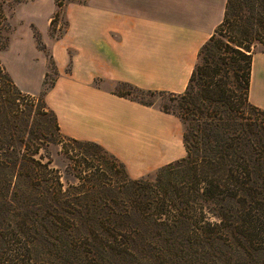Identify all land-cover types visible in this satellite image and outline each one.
<instances>
[{
  "label": "trees",
  "instance_id": "trees-1",
  "mask_svg": "<svg viewBox=\"0 0 264 264\" xmlns=\"http://www.w3.org/2000/svg\"><path fill=\"white\" fill-rule=\"evenodd\" d=\"M4 5L5 1L0 0V39L8 29ZM59 14L57 11L56 15ZM224 31L230 33L229 39H224ZM35 37L40 42L37 34ZM255 42L264 45V0H228L224 21L201 48L188 87L178 95L183 112L178 116L186 126L187 155L156 173L132 179L124 164L102 146L67 137L85 155V164H89L85 149L94 148L96 154L102 152L118 161L127 175L124 181L118 182L117 188L102 182L91 186L90 192L82 191L78 199H71V205L77 209L67 219L54 213L52 224L58 235L65 237L70 264H76L77 260L96 264L113 260L177 264L188 259L194 262L199 254H206L211 247L222 245L232 237L250 253L261 249L264 244V185L260 183L264 174L261 145L264 130L260 117H264V111L254 107L249 98ZM8 46L9 42L0 46V52ZM55 74L58 75L57 66ZM49 77L47 72L40 97L60 131L56 115L45 102L47 92L56 82V79L47 81ZM118 85L150 95L166 94L127 83ZM114 93L154 106L130 97V93ZM5 147L1 149L9 153ZM95 155L91 154L92 159ZM33 162L54 176L56 195L61 201L64 193L58 173L47 164L35 159ZM82 165L85 166L84 162ZM95 175L93 169L86 177H80L81 185L86 188ZM11 178L19 181L16 174ZM15 193L27 194L25 190L20 193L19 189ZM36 207L41 213L47 208L45 201ZM9 247L10 257H16L17 251ZM17 260L11 259L12 264H19ZM30 261L29 264L36 263L33 259Z\"/></svg>",
  "mask_w": 264,
  "mask_h": 264
},
{
  "label": "crops",
  "instance_id": "crops-1",
  "mask_svg": "<svg viewBox=\"0 0 264 264\" xmlns=\"http://www.w3.org/2000/svg\"><path fill=\"white\" fill-rule=\"evenodd\" d=\"M228 0H85L68 9V30L59 40L38 25L50 47L58 78L47 92V108L61 133L97 143L139 179L186 157L184 124L171 113L121 97L99 83H127L145 91L185 93L201 48L225 18ZM73 8L79 13L72 18ZM26 35V36H25ZM27 37L40 61L39 85L31 88L25 50ZM18 55L6 62V53ZM0 58L27 94L42 92L48 71L45 54L26 28ZM253 59L250 102L264 110V70L257 77ZM33 77V75H32ZM28 82H27V80ZM258 80L263 81L256 91ZM261 93V96H260Z\"/></svg>",
  "mask_w": 264,
  "mask_h": 264
},
{
  "label": "rangeland",
  "instance_id": "rangeland-1",
  "mask_svg": "<svg viewBox=\"0 0 264 264\" xmlns=\"http://www.w3.org/2000/svg\"><path fill=\"white\" fill-rule=\"evenodd\" d=\"M4 1L3 11L7 17L8 29H6L7 32H2L3 38L0 39V46L7 42L10 44L19 37V32L26 28L34 34L38 49L46 46L38 25H48L47 31L50 39L59 40L68 30L69 7L85 2V0ZM58 5L62 7L58 8ZM57 11H60L59 16L56 15ZM78 15L79 13L73 8L72 18ZM36 22H38V25ZM36 34L39 36L40 42L36 40ZM222 35L224 39H229L231 36L228 31H224ZM217 36L220 37L219 34ZM23 41L28 43V48L22 54L27 57L28 76L31 79L29 84L33 88L35 84L39 85L41 80L39 77L40 61L36 59L35 52L32 50L34 45L30 42V39L25 37ZM252 51L256 56L258 77L259 72L264 70V45L255 42ZM42 52L47 58V72L50 73L47 81H50V79L57 80L58 75L55 74L56 64L50 47L46 46ZM17 56L7 52L4 59L6 62L7 60L16 62ZM99 84L121 94L130 93V97L152 104L176 116L183 113L180 106V97L176 94L156 93L150 95L130 90L128 87L118 84L105 82ZM262 86L263 81L258 80L256 91L261 89ZM17 98L19 100L16 101ZM44 105V100L40 97V94L36 96L27 94L16 85L0 58V156L2 153L6 155L5 158L4 156L0 157L3 158L1 159L2 164H0V264H12L11 259L13 258H17L16 263L19 264H29L28 262H31L32 259L36 261L35 264H70L66 254L65 237L58 235L55 231L56 227L52 224L54 213L57 212L61 217L65 216L67 219L77 209L71 205L70 200L78 199L82 191L87 189L90 192L91 186L100 185L102 182L111 183L112 188L113 186L117 188L118 182L124 181L127 176L124 167L118 161L102 152L96 154L97 150L94 148L85 149V154L88 155L89 160V164H85V155L82 156L78 146L69 142L67 137L65 138L61 134L55 117L44 108ZM259 109L264 111L261 108ZM260 120L264 130V117L261 116ZM185 127L184 125V131ZM5 145H7L5 148L8 149L9 153L1 149ZM261 145L264 147V135L261 138ZM91 154H96L93 159ZM33 159L42 164H47L49 168L58 173L64 193L61 201L58 199L59 196L56 195V182H53L54 176L50 175L43 166L33 162ZM82 162L85 166L82 165ZM88 167L92 170L95 169L96 178L93 176V179H91L94 184L90 183L84 188L81 185L80 177L84 178L92 171ZM13 174L19 176V181L11 178ZM51 182L53 185H51ZM46 183H48L47 187H45ZM260 183L264 185V174L260 179ZM16 189H19L20 193L25 190L27 194H16ZM42 201H45L47 208L41 213L37 211L36 205ZM56 201L60 204H57ZM231 217L230 212L229 220L232 219ZM230 223L228 222L227 225H230ZM66 225L68 226V223ZM8 244L17 251L14 254L16 257H10ZM76 264L96 263L77 260ZM104 264L171 263L166 261L147 263L146 261L123 262L113 260ZM177 264H264V244L261 249L250 253L243 249L238 239L232 237L222 245L211 247L206 254H199L194 262L184 259Z\"/></svg>",
  "mask_w": 264,
  "mask_h": 264
}]
</instances>
